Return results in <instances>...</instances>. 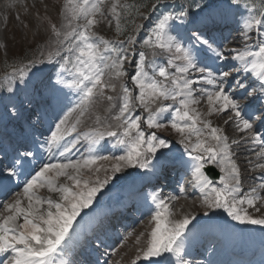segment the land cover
Listing matches in <instances>:
<instances>
[{
  "label": "snow or ice",
  "instance_id": "6c2138e0",
  "mask_svg": "<svg viewBox=\"0 0 264 264\" xmlns=\"http://www.w3.org/2000/svg\"><path fill=\"white\" fill-rule=\"evenodd\" d=\"M104 2L105 0H95V3H90V0H82L81 3L78 0H68L66 11L70 12V16L66 17L67 24L61 30L55 25L52 26V32L57 38L56 43L59 45L57 54L61 51L67 53L62 56L59 67L50 70L58 78L53 81L49 76L47 85L43 79L37 78L32 86V96L21 101L19 109L16 104H12V112L8 118L23 120L29 123L30 127H35L39 122L42 104L50 105V98L43 94L45 88L63 84L65 87L75 89L80 94L78 104L55 124V130L51 132L50 139L44 145L45 149L51 152L52 147L58 146L70 131L64 126L72 112L79 109V115L83 116L86 109L99 97H104L109 102L113 101L114 97L105 96V92L107 90L116 92L117 85L113 81H121L128 77L138 90V94L134 95L133 90L124 83L119 85L120 104L118 114L114 117L117 121L116 130L109 126L105 132L98 133L94 138L88 137L92 143H96L107 135L116 138L117 143L124 146L125 154L114 157L117 163L112 166V172H120L126 167L148 171L154 170L157 165L163 167L168 163L167 154L161 150L169 149V142L159 138L155 132L146 134L142 123L146 124L147 129L167 127L161 123V117L164 113L170 112L171 106L166 102L171 101L173 104H179V107L174 109L170 127L179 134V142L184 145L190 160L195 162L192 167L196 185L203 192L212 184L202 171L208 163L215 162L220 171L225 173L220 180L223 187H211L206 193V201L211 197L207 207L222 208L232 220L240 224L264 226V218H253L247 211L238 208V205L244 204L255 207V201L259 197L237 199L235 193L239 192V170L229 155L227 137L221 136L220 129L212 127L209 121L201 120L200 114L192 107L199 103L194 93L200 91L207 99L209 115L214 112L230 113L231 119L235 121L240 131L251 132L254 143H264V138L252 132L253 123L245 118L238 100L231 92L226 91V88L235 87L244 90L240 93L241 96H250L252 92L248 91V88L253 86L246 85L243 80L233 76L231 71L212 66L216 61L229 59L239 62L240 67L236 68V71L242 72L246 77L249 74L256 77L261 92L264 93V35H262L264 9L257 14L249 15L241 26L246 42L253 39L252 33L255 32V39L258 41L255 50L252 46L246 45L244 50L232 49L234 54L229 57L218 45L214 46L215 40L212 38L213 31L226 19L221 10L222 0H191V3L179 6L156 0L152 5V11L155 12L157 8L163 10L152 22L149 34L142 43L152 51L154 57L158 54L169 56L167 65L162 66L154 61H147L145 52L139 53L138 60L129 61L127 53L131 50L130 46L135 45V37L128 38L129 47L126 48L117 47L111 41L94 35L92 29L97 24V15H103L101 7ZM227 4L229 7L239 8L240 0H227ZM116 7L113 4L111 11L118 16ZM143 18L147 20L150 17ZM81 19L83 24L78 23ZM181 26L188 34L187 46L179 32L176 35L172 34ZM141 27L143 25L138 26ZM116 30L120 33L119 20ZM126 61L134 64L135 71L130 77L124 69ZM45 62L56 63L51 53L47 61L44 59L39 61L40 64ZM33 67L36 68L33 76L38 77V74L44 71L36 67L35 63L30 65V68ZM60 73H70L71 79L59 78ZM193 73L198 75L193 76ZM19 76L23 83L24 69L19 70ZM197 84L210 85L212 90L203 87L197 89L194 87ZM27 86L25 84V87ZM37 99L42 104L34 103ZM7 107L5 106L6 115ZM137 107L147 113L146 118L135 114ZM33 117H36L35 121ZM261 123L264 126V120ZM198 124L208 130V135L204 139H201L204 134ZM74 130L75 125L71 131ZM192 136L196 137L195 142L192 141ZM69 150L65 148V151ZM34 156L32 148L23 143L12 149L11 156L7 149H0V190L7 189L14 182V178L18 181L22 175L31 177L23 184L26 206H22L24 200L18 198L3 206L6 215L0 214V255L4 256L0 264H56V255L69 238L77 217L85 209L92 207L97 195L112 179L106 176L102 181L97 179L94 184H90L80 176L82 167H88L96 160H109L108 156L87 159L83 165L79 162L44 164L31 175L27 169L31 166ZM181 162L188 163L182 159ZM259 167L264 168V164ZM68 169H73L74 173ZM49 173H54V176H49ZM59 177L71 181V185L55 183ZM37 188H47L49 193L59 194V199L51 197L42 199L34 191ZM151 199L158 209L153 218L156 225L150 233L146 247L136 255L131 264H141L142 261L145 264H164L159 258L164 257L166 253L179 257L182 248L178 241L195 219L185 217L170 223L166 219L171 214L169 206L156 195H152Z\"/></svg>",
  "mask_w": 264,
  "mask_h": 264
},
{
  "label": "rangeland",
  "instance_id": "374dc122",
  "mask_svg": "<svg viewBox=\"0 0 264 264\" xmlns=\"http://www.w3.org/2000/svg\"><path fill=\"white\" fill-rule=\"evenodd\" d=\"M128 0H105L104 4L101 7V11L103 15H97V24L92 29V32L94 35L102 37L105 40L111 41L114 45L117 47H126L127 40L126 39H118L115 37V34L117 33V20H119V26H123L121 21V13L124 7H126V2ZM189 3H191V0H188ZM31 4L29 5V3ZM78 2L82 3V0H78ZM25 4L24 7L21 9H17L18 4ZM27 3V4H26ZM68 3V0H38L37 3H34L33 0H21L14 2V8L17 10L12 9L10 6L5 7L6 9H3L0 13V16L2 18L3 23H6L4 26L5 28L0 33V112L4 111L5 106L11 107L12 103L16 102L17 94H21V99H25V95L27 92V87H25V84L28 85V79H34L33 73L36 72V68H30V65L32 63L36 64V67L44 69V71L48 72L52 76V80L55 81L58 76L53 74L50 70L53 67L58 68L59 62H61L62 56L66 55L67 53L65 51H61L59 54H57V48L59 45L56 43L57 38L54 36L52 32V26L55 25L58 30L61 26L62 28L64 25L67 24L66 17L70 16V12L66 11V5ZM90 3H95V0H90ZM165 3V2H162ZM115 4L116 11L118 13V16L114 15L111 11V6ZM173 4V3H169ZM246 5L245 2H240V5ZM179 6L180 4H175ZM187 5V0H184V4ZM10 8V14L6 13V10ZM241 9L244 11L243 13L248 16V12L241 7ZM163 9L157 8V10L154 12L152 11L151 14L148 16L149 19H144V12L139 11L138 15L139 18L135 21L134 26L130 29L131 34L134 33L136 43L135 45L130 46V51H128L127 55L129 58V61H136L139 59V53L145 52L147 61L152 62L154 61L158 65L166 66L167 60L169 59V56L167 54H158L155 57L152 55V51L146 47L143 46V40L148 36L149 29L152 26V22L156 19L157 15L160 11ZM76 23V22H74ZM79 24H83V19H81ZM59 25V27H58ZM139 25H143V27L138 28ZM60 27V28H61ZM179 32L180 36L184 37V42L187 46L188 43V34L184 31V28L181 26L177 29H175L172 34L176 35V33ZM253 39L249 41L243 42L244 44L239 46L241 50H244L246 45L252 46L253 50H255V44L258 42L255 39V32L252 33ZM264 35V33H262ZM254 40V41H253ZM145 48V49H144ZM29 53L27 58L28 60H25L23 57L25 53ZM52 54L53 60L56 62L55 64H40L39 61L41 59H44L47 61V58L49 54ZM229 62H232L230 59ZM228 65V61H216L215 64L212 66L214 68H218L221 70H225L226 66ZM240 66V65H239ZM24 69L25 70V80L22 83L19 76V70ZM124 69L128 73L129 77L134 74L135 68L133 63H129L128 61L124 64ZM150 71V70H149ZM169 71H174L173 69H169ZM193 76H197L198 74L193 73ZM245 76V74L241 73L238 78L242 79ZM59 78H63L65 80H70L71 75L70 73H60ZM231 79V78H230ZM117 85V91L112 92L111 90H107L105 92V96L111 95L114 97V100L109 102L104 97H99L95 100V102L86 109L83 116L79 115V109H77L76 112H72L71 115L68 116V120L66 122V125L64 127L68 128L70 131L64 136V139L59 142V144L68 145L67 148L70 149L68 154H66L64 157H62V160L59 161H53L49 164H68L69 162L77 163L79 162L81 165H83V162L87 159L97 157V156H104V153L111 154L109 160H96V162L92 165H89L88 167H82L80 169V176L82 180H87L90 182V180L93 179H99L103 180L106 176L112 177V179L109 181L107 185L113 186L111 190H108L107 187H105L96 197V200L94 201L93 205L96 204V208L99 205H102V207L107 206L109 203L114 202V198L117 196V192L121 191L124 182H127L128 180L124 181L121 179L123 176H126L130 173H135L139 170V168H131L126 167L123 168L120 172L113 173L112 172V166L117 163L115 159H113L116 156L124 155L125 154V148L118 144L116 141V138L114 137H108L105 135L102 139H99L96 143H91V139L88 137H94L100 132H105L109 126H112L113 130L115 129V125L117 124V121H115L114 117L118 114V107L120 104L119 100V93H120V87L119 85L121 83L126 84L130 89L133 90V94L137 95L138 90L134 88V86L131 83V80L128 77L123 78L121 81H113ZM257 84H260L259 82H256ZM195 88L199 89L201 87L212 90V87L207 84H197L194 86ZM235 90L237 93L242 92V89H232ZM23 91V92H22ZM252 94L256 95L257 97H261V89H257L256 91L252 90ZM55 93H51V100L50 105L54 109V116L51 117V120L56 119V123L59 122L60 119L64 118L66 114L69 113V111L76 107L80 100V94L72 88L65 87L63 84H56L55 85ZM195 93L197 95H195ZM194 93L195 97L199 100L198 104L193 105L196 109V111L200 114L201 120L209 121L211 123V126L214 128L220 129V133L223 132V129L219 126H217L215 118L209 119L208 118V109L209 105L202 104V101L205 102L206 98H203L199 95V91H196ZM12 94V95H11ZM202 95V94H201ZM205 96V95H204ZM3 98V99H2ZM242 101V100H241ZM257 101H260V99H257ZM168 105H170V112L164 113L161 117V123H164L167 125V127L162 129H147L146 124L142 123V128L147 133L155 132L159 138L166 139L169 144V149H163L161 151L165 152L168 156L169 155H177V154H183L187 153L185 150L184 145H182L180 141V136L178 133H176L174 130L171 129V118L174 115V109L176 107H179V104H173L171 101L166 102ZM49 105V104H48ZM47 105V106H48ZM199 105V106H198ZM50 107V106H49ZM12 110V109H11ZM135 114L140 115L143 118L147 117V113L143 112L138 107L135 110ZM219 115L220 113H216ZM217 117V116H216ZM228 117V116H227ZM235 123V121H234ZM73 125H75V130L71 131ZM236 126V123L234 124ZM233 125V126H234ZM87 127H93L92 129H87ZM198 127H201L203 131V136L201 139H204L208 135V130L203 128V125L198 124ZM86 128V129H85ZM55 130V125L51 131H45L47 141L50 139L51 132ZM87 137V138H84ZM192 141L195 142L196 137H191ZM112 142L111 145H108L107 141ZM105 142V143H104ZM210 143L215 144V141H209ZM73 144L75 145L73 147ZM44 146V145H42ZM53 146L52 148H54ZM57 153H55L56 155ZM102 154V155H100ZM188 154V153H187ZM195 155V153H193ZM243 158H246V156H243ZM69 162H68V161ZM44 165V164H43ZM42 165V166H43ZM212 165L215 167V169L219 172V176L217 181L213 184V187L216 188H222L223 185L220 183V180L222 177H224L225 173L220 171V167H217V164L215 162L208 163L205 166ZM238 168V167H237ZM96 169H99V171H96ZM240 170V169H238ZM252 170V169H251ZM248 171L249 172L251 171ZM69 172H73V169H68ZM132 173V174H133ZM35 174V173H34ZM32 175V174H31ZM49 176H54V173H49ZM29 178H31L29 176ZM250 179V177L248 178ZM65 180L64 184L71 185V181H68L64 177H59L55 180V183L61 184ZM24 184V182H23ZM22 184V185H23ZM91 184V183H90ZM36 195H38L40 198L45 199L46 196H48L46 192V188H37L34 190ZM145 191H143L144 194ZM209 192V191H208ZM207 192V193H208ZM13 199H11V198ZM23 197V186L12 193L7 199H4L3 204L0 207V214H7L4 212V205L8 203H12L16 199H20ZM206 197V196H205ZM237 197V196H236ZM244 197V196H242ZM253 197V196H252ZM11 201H9L10 199ZM24 198V197H23ZM251 198V197H250ZM57 199V198H56ZM203 197H200L198 200L202 203H204V213L200 210L198 213L203 214V217H213V216H223L225 215V219L229 224H235V221L231 219L227 215L226 212L223 211V209H216V208H208L207 202L210 201L211 197H209V201L203 202ZM238 199V197H237ZM26 200V199H25ZM27 201V200H26ZM194 202V199H193ZM258 202V199L255 201V203ZM111 203V204H112ZM195 203V202H194ZM27 202H24V205L26 206ZM193 204V203H192ZM180 206L179 204H177ZM264 207V206H263ZM187 208V207H184ZM179 212H181L183 209L179 207ZM188 209V208H187ZM176 210V209H175ZM196 210V209H195ZM264 210V208H263ZM174 211V209L172 210ZM207 212V214H206ZM85 214V213H84ZM82 214V216H84ZM155 222V221H154ZM148 223H151L150 217L146 216L141 220V222H138V229H136L134 234H130L129 236L124 238V241L122 242L121 246H119L116 249V253L113 258L110 260L109 264H116L122 259H126L127 262L125 264H130V262L135 259L136 255L134 254L132 256L131 251H135L131 248H134L136 250L144 249L147 245V241L150 237V233L153 230V226L151 225L150 228L146 227V225H149ZM172 223V222H170ZM76 224V222L74 223ZM146 224V225H144ZM156 224V222H155ZM243 225V224H241ZM240 227H244L241 226ZM239 226V225H237ZM145 227V228H143ZM143 228V229H142ZM242 229V228H241ZM131 252V253H130ZM4 256L0 255V260H3Z\"/></svg>",
  "mask_w": 264,
  "mask_h": 264
},
{
  "label": "bare ground",
  "instance_id": "6f19581e",
  "mask_svg": "<svg viewBox=\"0 0 264 264\" xmlns=\"http://www.w3.org/2000/svg\"><path fill=\"white\" fill-rule=\"evenodd\" d=\"M13 1H15V0H0V4L9 3V2H13ZM15 7H17V9H19V8L21 9V7H19V6H15ZM3 9H6V8H3ZM3 9H1V11ZM17 9L14 8V10H17ZM10 11H11L10 9H7L6 13L10 14ZM239 67H240L239 62L232 61V62L228 63V65L225 68V71H231L233 76L238 77L242 73V72L236 71V68H239ZM241 80H243V82L245 84L252 85L254 89H256L258 87L257 85L252 83L254 78L250 75H248L247 77H243ZM233 88L236 89L235 87H233ZM253 88H248V91L251 92V89L253 90ZM226 91L231 92V94L234 96V98H236L238 100L245 118L250 119L251 123H252L253 119L258 118V116L260 115L259 103L256 101V97L253 94H251L250 96H241L240 93H237L235 90H232V88H226ZM29 95H32V91L29 93ZM29 95H27L26 98H28ZM195 95H197V94L195 93ZM199 95L202 96L203 98H206L204 96L205 94L200 92V91H199ZM207 103H208L207 99L205 102L202 101V104H207ZM208 118L209 119L215 118V121L217 123L216 125L221 127L225 131V134L227 137V142H229L230 146H232V149L229 150V154L232 153V155H230L231 160L235 163V165L238 167V169H240L239 170L240 183L238 185L239 192L235 193V195L238 198L242 197V196H245L246 198H250L252 196L259 197L258 202L255 203V207H249L247 204H244V205H238V208L247 211L253 218H257V219L264 218V210H263V208H264L263 207L264 206V168L259 167V165L264 164V143H254L253 139H252V133L251 132L240 131L237 128V126L234 125L235 124L234 120L231 119L230 113H228V112L220 113L219 115H217L214 112L211 115L208 114ZM41 121H43V115L40 116L39 122L37 124H41ZM261 125H262V123H258V124L253 123L252 132H255L257 135H261V132H260ZM20 132H22V130ZM4 143H5V141L3 140L2 144H4ZM57 149L58 148H56V150ZM243 156H246V158H243ZM39 158H40V162L38 164H32V167H30L28 173H33L35 170H38L40 167L39 164L41 162L45 163V162L53 159V157L50 154H47V152H42L39 155ZM217 167H219V166L217 165ZM165 169L168 172H172V174L175 173L174 169H173V171H169L172 169L170 162L165 164ZM249 170H251V171L248 174ZM24 177L25 176L23 175L22 178H24ZM249 177H250V179H248ZM175 179H176V176H175ZM162 181H164V184H166V186L169 185L168 184L169 180L164 179ZM64 182H65V180H63L61 185H63ZM9 186H11V185H9ZM209 189L210 188L206 189L204 192H207ZM0 192H1V190H0ZM46 192H47L48 196H46L45 199H47L49 197L54 198V199H56V198L59 199V194L49 193L47 191V188H46ZM172 193H173L172 197L165 199L166 204H168L170 207H180L182 209H184V207L191 208V203L187 199H185L184 201L181 202V200L183 199L182 195L178 194V192L175 193V190H173ZM194 197L197 198L196 195L192 196V198H194ZM11 199H13V198H11ZM11 199L9 201H11ZM20 199L24 200V202H27L23 197H21ZM177 204H179L180 206H178ZM0 207H1V205H0ZM45 207H46V205H45ZM173 209L174 208H172V210ZM195 209H196V207L194 208V211H195ZM145 214H146V212H144L140 216H137L138 220L135 222L134 225L129 227L131 230V231H129V233H132L136 229H138V226H139L138 222L140 221V219H142L145 216ZM186 216H188V215H184L183 217H186ZM217 229H218V227L212 226V231H214L215 233L217 232ZM243 231L251 235L250 239L253 242L257 241V237H264V226L245 224ZM191 233H192V236H194V237L198 236L197 235L198 234L197 229H195V230L193 229V231H190V234ZM221 237H222V234H221ZM182 249L186 250V248H182ZM259 249H262V247L260 246ZM109 254H111V252H109ZM90 262H92L90 259L86 260V264H89ZM175 264H178V263H175Z\"/></svg>",
  "mask_w": 264,
  "mask_h": 264
},
{
  "label": "trees",
  "instance_id": "16d2710c",
  "mask_svg": "<svg viewBox=\"0 0 264 264\" xmlns=\"http://www.w3.org/2000/svg\"><path fill=\"white\" fill-rule=\"evenodd\" d=\"M253 2V0H251ZM156 0H128L126 2V7L123 8L121 13V21L123 26L120 27V33L115 34V37L118 39H126L131 35L130 29L134 26L135 21L139 18L138 12L143 11L144 13L148 12L150 5L155 3ZM255 3L258 7V12L263 8V1L255 0ZM145 49V48H144ZM28 52L25 53L24 59L28 60Z\"/></svg>",
  "mask_w": 264,
  "mask_h": 264
}]
</instances>
